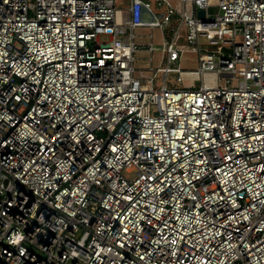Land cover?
I'll return each mask as SVG.
<instances>
[{
  "label": "built area",
  "instance_id": "built-area-1",
  "mask_svg": "<svg viewBox=\"0 0 264 264\" xmlns=\"http://www.w3.org/2000/svg\"><path fill=\"white\" fill-rule=\"evenodd\" d=\"M115 1L0 0V264H264V0Z\"/></svg>",
  "mask_w": 264,
  "mask_h": 264
},
{
  "label": "rangeland",
  "instance_id": "rangeland-1",
  "mask_svg": "<svg viewBox=\"0 0 264 264\" xmlns=\"http://www.w3.org/2000/svg\"><path fill=\"white\" fill-rule=\"evenodd\" d=\"M128 5V0H116L115 1V6L117 9H123L127 7ZM117 18V17H116ZM151 32L152 34V44L156 48H160V43L158 41L159 38V32L157 30H136L135 31V37H134V43L139 46V45H147L150 40L147 37H141L148 35ZM141 35V36H139ZM134 56V68L136 69H142L144 70L145 74L152 75L154 71H147V69L151 66L152 69H155L158 66H161L162 64H159L160 61V52L159 51H153L152 53H149L148 51L145 50H136L133 53ZM152 58V61L149 62L148 58ZM176 66H178L182 70H193L197 67L196 63V55L191 54V53H184L178 62L175 63ZM175 77L176 74L169 73L166 76V86L167 87H178L180 84L175 83ZM187 81V80H186ZM154 86H158L161 84V74L160 73H155L154 75V81H153ZM195 87L198 85V81L194 82ZM122 174L126 177L131 176V174L127 175L124 172Z\"/></svg>",
  "mask_w": 264,
  "mask_h": 264
},
{
  "label": "water",
  "instance_id": "water-1",
  "mask_svg": "<svg viewBox=\"0 0 264 264\" xmlns=\"http://www.w3.org/2000/svg\"><path fill=\"white\" fill-rule=\"evenodd\" d=\"M199 15L201 16V12H199Z\"/></svg>",
  "mask_w": 264,
  "mask_h": 264
}]
</instances>
